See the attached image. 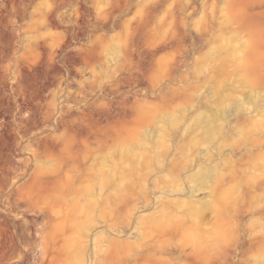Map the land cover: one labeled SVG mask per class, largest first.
I'll return each instance as SVG.
<instances>
[{
  "label": "rangeland",
  "instance_id": "obj_1",
  "mask_svg": "<svg viewBox=\"0 0 264 264\" xmlns=\"http://www.w3.org/2000/svg\"><path fill=\"white\" fill-rule=\"evenodd\" d=\"M0 264H264V0H0Z\"/></svg>",
  "mask_w": 264,
  "mask_h": 264
}]
</instances>
